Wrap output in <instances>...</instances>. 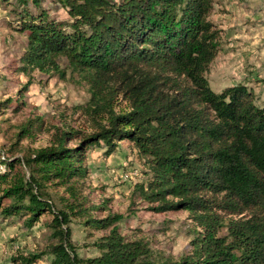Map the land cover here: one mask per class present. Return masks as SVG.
<instances>
[{"label":"trees","instance_id":"obj_1","mask_svg":"<svg viewBox=\"0 0 264 264\" xmlns=\"http://www.w3.org/2000/svg\"><path fill=\"white\" fill-rule=\"evenodd\" d=\"M0 6L26 35L17 71L59 79L76 73L90 94L89 132L56 128L48 146L25 157L0 152V198L9 200L0 212L23 217L26 227L51 214L57 239L51 264H264V107L245 84L217 92L209 86L206 72L220 47L213 0H0ZM50 8L67 18L51 16ZM27 87L18 90L15 109L26 105ZM43 128L40 116L29 118L18 138ZM124 140L149 163L150 179L135 185L139 198L156 212L186 210L199 228L181 259L159 255L139 231L121 232L125 216L107 211L106 201L85 206L80 188L89 153L103 148L109 155ZM49 183L73 202L62 197L66 206L55 208ZM75 215L90 231H103L92 242L97 255L85 260L70 242ZM42 254L13 261L33 264Z\"/></svg>","mask_w":264,"mask_h":264},{"label":"rangeland","instance_id":"obj_2","mask_svg":"<svg viewBox=\"0 0 264 264\" xmlns=\"http://www.w3.org/2000/svg\"><path fill=\"white\" fill-rule=\"evenodd\" d=\"M50 15L67 18L61 8H50ZM210 20L219 29L220 47L206 72L209 86L217 92L234 84H245L253 91L255 103L264 107V0H213ZM16 25L14 15L0 6V152L6 157L22 158L48 146L56 128L89 132L91 125L84 106L90 94L88 85L76 73L67 71L65 79H59L36 69L29 74L17 71L26 35ZM26 84V105L15 109L17 92ZM8 98L12 103L4 107L2 102ZM35 116L42 118L43 130L19 139L22 125ZM103 152L99 148L88 155V172L80 188L87 199L85 206L106 201L107 211L125 216L120 223L121 232L129 235L139 231L159 255L177 260L190 254L191 240L199 228L194 226L188 212L183 209L156 212L138 196L135 185L146 184L151 177L146 157L125 140L118 141L111 154ZM48 191L55 208L66 206L62 197L73 202L61 186L49 183ZM8 203L7 198H0V209ZM92 215L99 214L93 211ZM51 218V214L44 213L31 227H26L23 217L0 212V264H20L13 258L38 252L43 254L33 264H51L48 251L57 241L51 235ZM68 226L70 242L79 259L97 255L92 242L103 231H90L81 215L72 216ZM225 233L222 229L221 234Z\"/></svg>","mask_w":264,"mask_h":264}]
</instances>
